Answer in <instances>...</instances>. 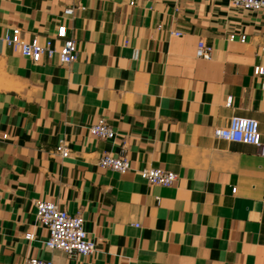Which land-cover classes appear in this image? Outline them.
<instances>
[{
  "label": "crops",
  "instance_id": "crops-1",
  "mask_svg": "<svg viewBox=\"0 0 264 264\" xmlns=\"http://www.w3.org/2000/svg\"><path fill=\"white\" fill-rule=\"evenodd\" d=\"M59 24L76 44L69 65L32 63L2 40L20 27L43 42ZM263 30L264 7L231 0H0V264H264ZM200 39L210 59L196 57ZM233 115L258 121L262 146L214 135ZM97 118L114 139L90 134ZM105 153L130 169L100 167ZM145 167L177 178L150 184ZM37 200L81 215L92 253L45 248Z\"/></svg>",
  "mask_w": 264,
  "mask_h": 264
},
{
  "label": "built area",
  "instance_id": "built-area-1",
  "mask_svg": "<svg viewBox=\"0 0 264 264\" xmlns=\"http://www.w3.org/2000/svg\"><path fill=\"white\" fill-rule=\"evenodd\" d=\"M231 3L238 8L251 11H259L264 7V0H231ZM130 4H133L131 1ZM73 6L64 8V15H72ZM172 35L180 36L182 32L172 31ZM230 41L237 40L240 43L247 42L245 33L229 34ZM2 40L12 49L32 63H37L42 57H57L62 65H69L77 58V49L74 38L68 34L67 27L59 24L53 36H47L41 42L38 35L26 39L20 27H12L5 31ZM54 40L59 42V48L54 44ZM259 45L264 48V30L259 35ZM196 57L210 59L212 55V46L203 39L197 43ZM253 73L256 76H264V62L253 67ZM231 98H228L226 105L230 106ZM88 130L91 135L101 139H114L115 132L104 118H97ZM214 135L224 140L250 144L256 147L262 146L261 133L259 131L258 121L252 117L233 115L224 127L214 128ZM55 151L61 157L65 158L70 154L68 144L61 139L55 146ZM98 165L104 169H109L118 173H125L130 169L129 159L123 155L103 154ZM140 177L150 184L171 186L176 180L177 175L172 170L154 167H145L139 171ZM235 192V188H232ZM35 220L47 232L43 241L45 248L49 250H59L69 256L89 255L95 248L94 241L88 236L85 229V219L79 214H70L66 209L60 208L58 204L45 201H35ZM25 240L34 238L33 232L24 233ZM22 264H61L53 261L44 260L37 257H28Z\"/></svg>",
  "mask_w": 264,
  "mask_h": 264
}]
</instances>
